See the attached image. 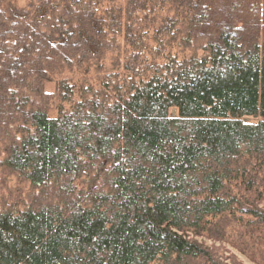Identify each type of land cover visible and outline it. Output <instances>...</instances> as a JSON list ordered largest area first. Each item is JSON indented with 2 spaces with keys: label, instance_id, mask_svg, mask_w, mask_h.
<instances>
[{
  "label": "trees",
  "instance_id": "trees-1",
  "mask_svg": "<svg viewBox=\"0 0 264 264\" xmlns=\"http://www.w3.org/2000/svg\"><path fill=\"white\" fill-rule=\"evenodd\" d=\"M27 2L0 0V264L256 249L264 0Z\"/></svg>",
  "mask_w": 264,
  "mask_h": 264
},
{
  "label": "rangeland",
  "instance_id": "rangeland-1",
  "mask_svg": "<svg viewBox=\"0 0 264 264\" xmlns=\"http://www.w3.org/2000/svg\"><path fill=\"white\" fill-rule=\"evenodd\" d=\"M13 2L16 3L20 8H24L28 4L27 0H13ZM107 69H112V67L110 68V62H108ZM64 75V77L75 79L77 82H79L80 78L82 77L78 72L75 74L65 73ZM91 77L93 78L94 74H92ZM55 88V84L48 86V90L51 92H53ZM173 115L176 116L175 111L173 112ZM9 188L11 187L9 186ZM3 192L4 191L0 190V197L4 194ZM205 243L207 246L215 250L217 256L224 264H264V241L262 242L263 244H258L256 246L257 248L254 250H251L248 248V246H245V241L241 244L240 238H234L232 241L224 243H214L211 241H206Z\"/></svg>",
  "mask_w": 264,
  "mask_h": 264
}]
</instances>
